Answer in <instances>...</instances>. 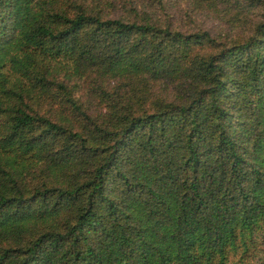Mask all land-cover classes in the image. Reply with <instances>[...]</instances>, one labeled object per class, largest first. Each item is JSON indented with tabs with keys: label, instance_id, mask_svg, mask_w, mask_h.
I'll list each match as a JSON object with an SVG mask.
<instances>
[{
	"label": "trees",
	"instance_id": "1",
	"mask_svg": "<svg viewBox=\"0 0 264 264\" xmlns=\"http://www.w3.org/2000/svg\"><path fill=\"white\" fill-rule=\"evenodd\" d=\"M0 264H264V0H0Z\"/></svg>",
	"mask_w": 264,
	"mask_h": 264
},
{
	"label": "rangeland",
	"instance_id": "2",
	"mask_svg": "<svg viewBox=\"0 0 264 264\" xmlns=\"http://www.w3.org/2000/svg\"><path fill=\"white\" fill-rule=\"evenodd\" d=\"M83 82H84V81H83ZM84 85H85V84H84ZM88 86H89V87H91V85H90V84H89ZM82 91H85V88H83V90H82ZM82 91H81V92H82ZM86 91H87V90H86ZM81 92H80V93H81ZM80 93H79V94H80Z\"/></svg>",
	"mask_w": 264,
	"mask_h": 264
}]
</instances>
